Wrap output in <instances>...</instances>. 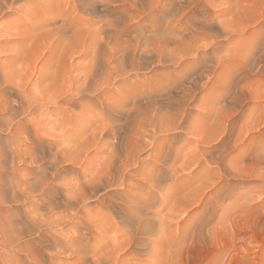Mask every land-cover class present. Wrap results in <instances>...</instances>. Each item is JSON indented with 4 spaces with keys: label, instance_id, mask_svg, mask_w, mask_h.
Listing matches in <instances>:
<instances>
[{
    "label": "rangeland",
    "instance_id": "1",
    "mask_svg": "<svg viewBox=\"0 0 264 264\" xmlns=\"http://www.w3.org/2000/svg\"><path fill=\"white\" fill-rule=\"evenodd\" d=\"M3 1L4 3H1V0H0V3H1L0 7L3 6L0 8L2 10V11L0 10V87H1L0 89V124H3V125H0V196L2 195L0 197V225H1L0 226L1 227L0 229V264H87V263L91 264L90 259L91 261H93L92 259H94V258H91V255L93 257L95 256V259L96 257H99V256H101L99 258L104 257V259H106L107 261L105 260V262H103L102 264H127V263L128 264H132V263L134 264H148V263L149 264L151 263L152 264H162L164 263V261L165 263H169V264H264V58L261 60V62H259L253 68V70L255 69L254 71L252 70L246 74L244 73V76L246 75V77L243 80L241 79V76L243 75L242 70L235 68L232 63H229V62L227 63V61H225L231 57L232 52L233 53L235 52L234 49H236L237 47L236 45L245 46V44L248 45V44H252L255 42L259 44L260 46V53L263 51L264 49V2L263 0L260 2L261 4L257 3V0H255L256 2L254 0H252L253 2L250 0L252 4L250 2L245 3V1L247 0H243V1L241 0L240 4H235L234 2H237L236 0L235 1L231 0V3H230V0H223L225 2L221 0L224 4L221 3L220 0L219 1L213 0L212 2L213 7L211 6L210 8V13H211L210 20L213 24L212 26L213 28H211L212 35L215 36L216 33L217 34L219 33L217 31L221 32V29L223 30L224 28V30L227 29V33L228 32H230V34L233 33L234 38L237 42L235 40H232V41L228 40L227 36H221L222 33H219L218 34L219 36L218 35L216 36H218L220 40L217 37L216 40L218 39L217 40L218 42L217 44L215 43L213 51L210 50L209 52H207L206 58L208 60L203 59L204 61L202 62L203 69L200 68L198 73L200 74L204 73V74L201 75V79L196 80V85L192 88L195 91L194 94L196 95V97H195V101L191 105L192 107L189 106L191 107V111L187 118L188 122L186 121L185 123L186 128H184L185 129L184 131H188V132L189 130L193 131L194 129L193 131L194 133L191 134L190 137L188 136V138H185L187 136L184 135V131L183 132L181 131V133L177 135L178 138L176 141V146L180 152L183 151L184 153L181 152L179 154L180 159H178V161L175 162V165H178V163L181 164L182 162L181 159L186 158L187 154L192 150L193 147L196 146L195 144L196 142L193 140L192 137H194L196 133L198 132L200 133V131L202 132V130L205 128V127L204 128L202 127V124L206 125V121H208V124L211 122V120L208 119L207 116L205 117V113H206L205 108L213 104V101H215L213 104V106L214 105L216 106L215 109L218 108V110L221 112L222 108H224V110L222 111H227L228 113L227 114L225 112V114H227L225 118H224V115H225L224 112L220 114L221 116H218L219 112L217 115L218 116L217 118L223 117L222 120L225 119L223 120L224 121L223 122L220 118L221 122L223 124L225 123L224 125H226V122L228 123V125H226V128H225L226 132L224 133L228 137H225V136L222 137L220 139L222 141L219 140L221 142L220 144L219 142L216 141V143L218 144L216 146L217 149L215 148V151H213L214 153L212 155V158L213 157L215 158L210 159L213 162L208 164V167H207L208 174H207V171H205L206 169H204V171H202L201 173L197 172L194 168L196 165H194V167L192 166V168L195 171L192 168H187L186 171L184 170L186 173L183 174L184 172L183 171V172H180V174L179 173L175 174L176 180L175 181L172 180L173 181L172 183L170 178L174 175H172L171 171L166 172L167 180H165L166 184L164 183L162 184L163 191H160V194L155 192L154 197L148 204L149 205L148 209L149 210L151 209L152 214L154 213L155 215L151 223L152 229L153 231H155L154 233L156 234H158L159 232L161 233L162 231L161 234L159 233L161 237L159 236V238H156L157 240H155L154 238L153 239L154 242L151 241L148 244L146 249L149 252L146 251V249L142 251L143 253L140 252V250L139 251L135 250V251L130 252L129 255H128L129 252L126 253L127 248L123 245L124 243H122V241L125 242V239L127 238L126 235H124L125 233H122L121 237L119 233H117V230H119L121 226L119 227L118 226L119 224L117 225V223L113 221V217L109 216V212L111 213L110 210H107L105 207H102V206L100 207V205L98 206L97 204V202L99 201L101 197L100 195L95 196L94 201H93L94 197H91L89 199L91 200V202L88 200L89 202L83 208V210L86 209L87 211L86 210L81 211L82 214L83 213L85 214V215L83 214L84 216H81L82 214H79L80 210L78 212L76 211V208H75V211H73L74 204H72L70 208L69 205H67V202L64 200L65 199L64 197H71L73 193L74 194L76 193L77 191L76 184H78L77 182L82 181L81 179H83V176L85 174H88V175H85L84 178L90 176L91 174L92 175L90 176V178L95 177L96 175L99 174L98 172L100 171V168L102 167L101 169L102 171L105 166V161H104L105 154L104 155L101 154L100 148L97 152L94 151L93 148L89 149L90 143L88 142L89 135H91V132L94 131V126H91V124L93 123L99 124V121H98L99 116H100L99 107H98L99 104L91 102L89 104L87 103L82 106V105H78L75 103L72 106L70 105L71 106L70 107L67 104L68 102H63V103L52 102L54 101L53 98L56 95L55 92L57 93V90L62 88L60 86H63L64 83L65 85L67 83L69 86V83H70L69 80L71 79H74L73 81L76 82L75 76L76 78L78 75H79L78 77H80L82 70L84 73L86 71L85 68L87 67L89 68V66L93 62L95 65V59L98 60L97 61L98 63L102 61V53L104 51L103 50L104 48L100 47L98 45L99 43H97V40H98L97 38L100 39L101 37L99 26H100L101 21H106V19H110V17L106 16V14L102 12L101 10L102 7L100 6H98L99 8H97L95 12L91 13L90 15V12L88 13V11H86L85 9L78 8L73 2V0L72 1L67 0L68 1L67 3L65 2L66 0L65 1L64 0H13V1L12 0H7V1L2 0V2ZM8 2L10 4L6 5V3ZM232 2H233V5H231ZM72 3L74 4L72 5ZM227 3H230V4H227ZM242 3H243V6H242ZM163 4H164L163 8L165 9H163L162 11L163 13L161 12L162 14L158 15L159 21H161L160 19L163 17L162 22L168 19L167 22L165 21L167 24L171 22L176 27L181 26L183 22L181 20H180L181 22L178 20H175L173 15L175 14L174 12L183 9L186 6L185 3H183L182 0H171V1L165 0ZM165 4L167 5L165 6ZM245 4H248V7L251 6L250 7L251 10H248L246 15H247V18L249 16L250 20L251 18L252 19L254 18L253 21L251 20L249 22V20L246 19V15L244 17L242 13L237 14L238 13L237 11L240 9L239 6H241V8H245L247 6ZM229 5L234 8L229 7ZM72 6L73 7L76 6L75 9H77V11H75V9ZM171 6L172 7L175 6V7L172 8ZM197 6L198 5H194V6L191 5L195 13V14L193 13V16H194L193 19L202 21L201 19L205 17L203 14L204 9L200 6L198 7ZM236 7L239 9H237ZM252 7H255V10ZM8 8L10 9L8 10ZM229 8L230 9L232 8V10L229 11L230 10ZM235 8H236L237 13H235L234 11ZM167 10L169 11L168 13H167ZM63 11H65L66 13L64 12L65 13L64 14ZM84 11H86L87 13ZM67 12H68V15H66ZM93 14H94V17H93ZM167 14L169 15L171 14L170 18H169V15ZM164 15L165 17L167 16V18H164ZM239 15H241L242 18L241 16L239 17ZM68 18L69 20H73L75 23L78 21L76 24L79 28L77 27L75 29L78 30L79 35H82L80 36V38L82 39L78 40L79 37L76 35L78 32L76 31L77 33L75 34V32H73L74 31L73 27L71 30L70 28L71 26L68 25L69 21H66ZM77 18L79 20H77ZM94 18L96 19L94 20ZM98 18L102 20L100 21V19L98 20ZM104 18L105 20H103ZM137 19H139V17L136 18V20ZM242 19L244 21H241ZM38 22L40 23L38 24ZM65 23H66V26H65ZM36 24L40 27L39 28L36 27ZM95 24L96 26H94ZM97 26L99 29L96 28L98 29L96 31L95 27ZM238 29H243L242 30L243 34ZM245 29H248L249 31L253 30V31H256L257 33H252L251 35L249 33V35L251 36L250 37L248 34L247 35L244 34ZM82 30H83V33H82ZM71 31L73 33H71ZM95 32H99V33L97 34ZM70 34L71 36H73L74 34V36H77V38L69 36ZM96 34L99 35V37L94 36ZM60 37H61V41L66 40L67 37L69 38V39L67 38L68 39L67 41H69L70 38H71V41L73 39H76V41L74 40L75 43L72 45L74 41L73 42L69 41L71 43H68L67 41L60 42L59 41ZM94 37H97L96 38L97 40H95ZM195 38H196V35L194 39ZM242 38H243V41H242ZM199 39L198 41L200 43ZM77 40L80 41V43L82 44L78 43ZM93 42L95 44V47H93L95 49V50L93 49L94 51L91 48ZM76 44H78V46L80 44V46L78 48L77 47L75 48ZM174 44L175 43H171V45H169V47L173 46L171 47V50H173L174 47H175L174 49H177L178 47H181L180 49H182L183 47L181 43L179 44L176 43L175 44L176 46ZM66 45L67 46L69 45V47H67ZM101 49H102V52H101ZM91 50L92 52H90ZM167 50H169V52L167 51V53H169L170 55H172V53L175 55L176 54L178 55L179 53L178 50H176L177 52L175 50L172 52L170 48ZM243 50L241 51L240 54H242L243 52L244 54L248 53L246 49H243ZM201 52L203 53V51ZM90 53H92L93 55ZM256 53L258 54V51L254 52L253 53L254 55L252 54V57H255L257 55ZM70 55H72V57H70ZM67 58L71 60L69 61ZM88 59L90 61H88ZM86 62L89 64V66ZM101 63L102 62H100V64L98 65V68H100ZM81 65H84V67H81ZM85 65H87V67H85ZM170 67L173 68L172 66ZM82 68H84L85 70ZM80 69L81 71L77 72V70L79 71ZM169 69L165 68L164 70V68L163 69L160 68V71L163 70L166 73L170 71ZM203 70L205 72H202ZM75 71L77 74L75 73ZM222 71L223 72L228 71L229 73L228 72L223 73ZM66 72L69 74H67ZM46 74L49 76L48 78L46 77L47 76ZM142 74H143L142 72L131 73L130 76L128 75L129 79L126 76V78H124V80L122 79L120 83H126L127 81L129 83H131L130 81L137 82L138 77H139V79H141L139 80L140 84H143L144 81H142L143 78L141 77L144 75ZM211 74H214V75H211ZM222 74H224V76L227 74L225 76L226 78ZM63 75L66 77L63 78L64 77ZM205 75H207V77ZM146 76H149V74H146ZM203 77L204 78L206 77V78L203 79ZM215 77H218V78H215ZM220 77H222V79H220ZM65 79L67 80V82ZM208 79H211V82H209L210 80ZM61 80L63 81L62 85H61ZM134 82L132 83L135 84ZM2 83H4L3 86L1 85ZM7 83H8V86H7ZM186 84L187 83H185L184 85L186 86ZM65 85L64 87L67 86ZM184 85H180L177 90H180L181 88H183ZM6 86L8 87V90L4 91L7 88ZM240 87H242V89ZM12 88L14 89L12 90ZM44 88H47V89L50 88V89L48 91H45L47 89L43 90ZM108 89L110 88H106L105 91H111ZM141 90H143V88H141ZM241 90L244 93H242ZM214 94L215 96L213 98ZM52 95H54V97ZM216 96H219V98H217V101L215 98ZM50 97H53V98L51 99ZM49 99H51L52 101L51 100L49 101ZM28 100H29V103L25 102ZM16 101L18 102L15 103ZM49 102H52V103H49ZM57 105L59 107V111L57 110L58 109ZM9 106L12 107L11 109H14V111H12ZM25 106L27 108L29 106L30 107L27 109L25 108ZM18 107H19V110L17 109ZM38 107L39 109H42V111L41 110L38 111L39 110L37 109ZM61 107H63L65 111H67L68 113L67 116H65L67 113L64 114L65 111L63 108L62 110ZM54 110H56V112ZM11 111L14 112L13 115ZM57 111L59 114L57 113ZM69 113H72L73 116ZM94 113L96 115L98 114L97 117ZM60 115H63V116L60 117ZM213 115L215 114L213 113ZM68 118L70 119V121ZM85 119H89V121L92 123L88 122V120H85ZM26 120L28 121L26 122ZM47 120L48 122H45ZM189 122H191V124ZM33 123L37 125L38 124H41V125L37 126V125H33ZM46 123L47 124L50 123L48 124V126L52 125L51 126L52 130L50 129V127L47 126ZM84 124H88V125H84ZM42 125L44 127H41L42 128L41 129L39 126H42ZM36 126L38 127V129ZM45 126L48 127L50 131ZM82 126L85 128H83ZM24 127H27L28 129L31 128L32 130L31 134H29L30 130L27 131V129ZM189 127H191L192 129H190ZM47 129H48V133H47L48 136H46ZM36 130H38L39 132L38 134ZM40 131H41V134H40ZM52 131L55 132V136L51 135ZM54 132L52 134H54ZM32 134L33 135L36 134V135L33 136ZM25 135H28L29 137ZM37 135H39L41 138H39L40 140L38 139V143H35L34 145L33 137L35 138ZM57 137L58 138L60 137L61 139L59 140L57 139ZM67 140L68 142L67 144H65ZM40 141L44 145V147L42 144H41L42 147L41 145H39L41 148L38 146V144H40ZM45 141H46V144H44ZM216 143H214L213 145H216ZM29 146L31 148H29ZM181 147L182 148L185 147V148L182 149ZM60 148L62 149L61 152H60ZM55 149H58V150H55ZM79 149H81V151L84 150L85 153H90L88 154V156L90 157L88 158L87 156V158L85 159L86 161L81 160L80 164L78 165L77 164L73 165L72 163H68L69 160L68 162L66 161L67 164L72 165L71 167H69V165H67L66 163H64L66 166L64 164H61V166L63 167L61 168V171L59 170L61 172L60 173L61 175H57L56 177L57 180L54 181L58 185L57 184L55 185V183H53V186H51L52 188H50L49 191L47 192V194H49L48 196H46L47 194H44L45 196H43L42 193L41 194H39V192L37 193V191L41 190V187H39L40 186L39 184L43 183L44 180L46 181V178L50 177V174L52 173V171H54V169L52 168L53 166L52 167L49 166V163L51 162V159H53L54 154H57L59 157V155L63 156V154L66 153L65 154L66 156L68 155L69 158H72L77 155V152L78 153L81 152ZM33 150H37V152L36 151L33 152ZM42 150L44 153L42 152ZM71 150L73 153L71 152ZM26 152H27V155L28 153H31L29 154L30 157L26 155ZM34 153H37L38 156L37 154H34ZM40 153L42 156L40 155ZM32 154H34V156ZM48 154L50 157L52 156L53 157L49 159ZM15 156L17 158L16 160L15 158L13 159V157ZM22 156L25 158H23ZM31 156L35 158L37 157L36 160H38L34 162L36 166H34L33 163H30L32 166V169L30 168L31 166L28 163V161L30 162V159L32 158ZM216 157L219 159L217 160ZM21 159L25 161V163H23ZM101 160L104 163H102ZM17 162H21V163L18 164ZM13 163L16 165H13ZM40 166H43V167H40ZM217 166L220 169H217ZM26 167L29 168L30 170H28ZM35 167H37V169ZM76 168L77 169L83 168L82 170L84 171L87 170V171L84 172V171H81V169L77 170ZM26 169L31 174L27 172ZM33 169H35L36 171ZM189 169H191V171H189ZM227 169L229 170L231 174L228 172ZM32 171L35 172L37 176ZM41 171L43 174H41ZM46 171L49 174H46L47 173ZM64 173L65 175H63ZM209 173L211 175L213 174L214 175L211 177ZM28 174H29V177L27 176ZM181 174H183L184 176ZM198 174H200L202 178L204 177L205 179L212 178L211 181L209 182L211 185L209 187H207V185L203 187V191H204L202 193L203 195H201L202 197L200 196L198 200L195 201L194 203L195 205L193 204V206H190V208L189 206H185L184 203L180 205V202L182 201L178 202L177 201L178 199H176L175 201V198H178V197H175L174 193L176 192V190H180V189L182 190L183 188H186V186H191V185H186V184H190V182L192 181H189V180L191 179L194 180ZM39 175L41 179H44L43 181L39 180V177H38ZM46 175L48 176L46 177ZM80 175H83V176H80ZM179 175H181L182 178L181 176L179 178ZM215 175L216 177H214ZM41 176H45V178ZM207 176L208 177L210 176L211 178L210 177L208 178ZM30 178L32 179L34 178V180L37 179L39 182L40 181L41 182L40 183L37 182L36 184L37 180L34 182V180H31ZM19 180L23 182V184L22 182H20L22 186L21 185L18 186V184H20L18 183ZM28 180L32 181L33 183L32 182L30 183ZM197 181L192 182L193 184L191 183L193 187L195 183H197L198 185L201 180L200 181L197 180ZM211 182H214L213 185ZM54 185L56 186L57 189L54 187ZM61 185L64 187H62ZM69 185L70 187L71 186L72 187L70 188ZM165 185H167L168 187ZM38 187L40 188L39 190H37ZM195 187H196V184H195ZM205 187H206V191H205ZM210 187L212 188L214 187V188L212 189ZM68 189H70L71 191ZM172 190L175 192L171 193ZM162 192H165V193H162ZM169 192H170V195L168 194ZM13 194L15 195V197H13L14 196ZM38 194L41 196H39ZM206 194H208V197ZM209 196L211 197L209 198ZM38 197L39 198L42 197L40 198L42 202ZM62 197L64 198L63 200H62ZM59 198L60 200L58 201ZM166 199H167V202L169 201L168 203L166 202ZM207 200H209V202ZM57 201L59 202L58 204L60 205L56 203ZM60 201L64 202L63 203L64 205ZM95 201H96L95 204H97L98 207H96V205L94 204ZM173 201L176 203H174ZM51 202L55 203L54 204L55 207L50 205L52 204ZM36 203H38V205H36ZM33 204L36 205L37 207L34 206ZM88 204L90 206H88ZM174 205H177V206L180 205L179 206L180 208L179 207L176 208ZM182 205L188 208H184L185 210L184 209L182 210L181 209L183 208ZM50 206L54 207V209L51 208ZM34 207L37 209H35ZM39 207H42V208L44 207L45 209L43 208L41 210ZM49 207L51 209H49ZM155 207L158 210L154 209ZM159 208L160 209L162 208V209L160 210ZM178 208L180 209L179 212H177ZM62 209H64L63 210L64 212L62 211ZM114 209L117 210L118 208L115 207ZM168 209L169 210L171 209V211L169 212ZM175 209L177 210L176 213L174 212ZM44 210L47 211L46 214L39 212V211H44ZM48 210H51V211L48 213ZM158 211L161 214L158 213ZM76 212H77V215H76ZM86 212H87V215H86ZM163 213L164 214L166 213L167 216L168 215L169 216L167 217L165 216L166 214L164 215ZM170 213L175 215V217L177 216V218L170 217L171 216ZM162 215L164 217H161ZM64 216L67 220L65 218H62ZM80 216L82 218L85 216L92 218L91 219L92 222H90L91 226L89 225H88L89 227L85 226V224L82 223L81 219L79 220V218H81ZM160 218H163L164 220ZM91 220L89 219V221ZM154 220H157L158 223L155 222ZM162 220L164 223L162 222ZM77 221L80 223H77ZM165 221L168 222V224ZM68 223L70 225L72 224L71 228ZM93 223H94V226H92ZM156 223H157V226L159 225L160 227L159 229L155 225ZM165 223L167 224V226L165 225ZM81 225H83L84 227ZM73 226H75V228H73ZM77 227H79L80 229ZM93 227L94 228L96 227V228L94 229ZM164 227L166 228L164 229ZM74 229L75 230L77 229V230L75 231ZM156 229H158L157 230L158 233L156 232ZM163 231L165 232L163 233ZM114 232H116L115 237H114ZM76 233H80V234H76ZM89 233L91 234L89 235ZM86 234L88 235V237ZM75 235H77V237ZM82 236L83 238H81ZM92 237L94 238L92 239ZM73 239L77 241H74ZM81 239H84V240H81ZM88 239H92V240H88ZM142 240L143 239H140L139 241H142ZM173 240L174 242H171ZM58 241L60 242L58 243ZM94 241H97V242H94ZM64 242H66V244ZM92 242L96 244H93ZM73 243L74 245H72ZM88 243L90 245H88ZM82 246L86 248V252L88 250L87 255L86 253L82 252V249H83ZM122 246L124 247V249L122 248ZM150 248L152 251L150 250ZM147 253L150 255H146ZM152 255H154L155 258H153L154 256L152 257ZM147 256H151V259L150 257H147ZM83 257H86V259L84 260ZM151 260L152 262L150 263ZM157 260L160 261V263ZM162 260L163 262H161ZM172 260L174 261L171 263ZM93 262H96V261H93Z\"/></svg>",
    "mask_w": 264,
    "mask_h": 264
},
{
    "label": "bare ground",
    "instance_id": "2",
    "mask_svg": "<svg viewBox=\"0 0 264 264\" xmlns=\"http://www.w3.org/2000/svg\"><path fill=\"white\" fill-rule=\"evenodd\" d=\"M5 1H7V0H5ZM164 1L165 0H73V2L75 3V5L78 8L85 9L86 11H88V13L90 12V15H91V13H94L97 8H99L98 6H100V7H102L101 8L102 12L105 13L106 16H109L110 17V19H106V21H101L102 19L98 18V20L100 19V21L102 22L101 23L99 21L100 22V26H99L100 29L98 28V26L95 27V29L96 28L99 29L101 37H100V39L97 38V37H99V35H97L99 32H95L97 34L94 35V36H97V37H94V38H95V40L98 39L97 40V43H99L98 45L100 47H103L104 48L103 49L104 51L102 53V61L99 60L102 63H101L100 68H98V65L100 64V62L98 63L97 62L98 60L95 59V65H94V62L92 63L93 65L89 62L91 64L89 66V64L87 62L90 61V60L88 59V61L86 63L88 64L89 68L87 67V65H85V67H87V68H85L86 71L83 73V70H82V73L83 74L81 73V76L80 77H78L79 75L77 76V78L75 76L76 82L73 81L74 79H71V80L68 79L69 82H70L69 83V86L66 83V85L68 86L67 87L65 85V83H64V85L66 87H64V85L63 86H60L62 88L57 90V93L58 94L55 92V94H56L55 97H54V95H52L54 98L53 97H50L51 99L53 98L54 101H52L51 99H49V101L51 100L54 103H56V102H61V103L68 102L67 104L69 106L70 105L72 106L75 103L78 104V105H82V106L85 105V104H87V103L89 104L91 102L92 103H98L99 104L98 107H99V114H100V116H99V120L97 119L99 121V124H97V123L91 124V126H94V131H92V132L90 131L91 132V135H89L88 142L90 143L89 149L90 148H93V150L97 152L99 150V148H100L101 149V154H103V155L105 154V160L102 158L105 161V166H104V168H103L102 171H101L102 167L100 168V171L98 172L99 174L96 175L95 177L90 178V176L92 174L91 175L89 174L90 175V176H88L89 178L86 177L87 178L86 179V178H84V176L85 175H88V174H85L84 176L83 175H80V176H83V179H81L82 181L80 182L78 180L80 183L79 182H77L78 184L74 183V184H76V187H77L76 193L75 194L73 193L72 196L69 194L71 197H64L65 199L62 197V200L64 199L67 202V205H69V207L72 204H74L73 211H75V208H76V211L79 212V210H80V212H81L83 210V208L85 207V205L89 201L91 202V200H89L91 197H94L93 198V201H94L95 196L100 195L101 197H100L99 201L97 202L98 206L100 205V207L101 206L102 207H105L107 210H110L111 211V213L109 211H107V212H109V216H112L113 217V221H115L117 223V225L119 224L118 225L119 227L121 226L120 229L117 230V233H119L120 237H121V234L122 233H125L124 235H126V237H127L126 239L123 238V239H125V242L122 241V243H124L123 245L127 248L126 249V253L129 252L128 255L130 254V252L135 251V250L136 251H139L140 250V252L144 251L147 248L148 244L151 241L154 242V240H153L154 238H155V240H157L156 238H159V236H160L159 235L160 232L159 233L157 232V230L160 228L159 225L157 226V223H158L157 220H154V221L157 222L155 225L158 227V229H156V232L158 234L154 233L155 231H153V229H152V224L151 223H152V220L155 217V215H154V213L152 214L151 209L150 210L148 209L149 208L148 207L149 206L148 204L152 200V198L154 197L155 192H157V193L160 194V191H163L162 190V184L163 183L166 184L165 183V180H167L166 179V175H167L166 172L171 171L172 172V175H174V176H172L170 178L171 181L172 180H174V181L176 180L175 174H177V173L180 174V172H183L184 170L186 171L187 168H192V166L194 167V165H196L194 168H195V170L197 172L201 173L202 171H204V169H206L205 171H207V174H208V170H207L208 164H210V163L213 162L210 159L215 158V157L212 158V155L214 153L213 151H215V148L218 145L216 143V141L219 142V144H220L221 143L220 141H222L220 139L222 137H224V136L225 137H228L226 134H224L226 132L225 131V128H226V125H228V123L225 121L226 122V125H224L225 123L223 124L221 122V120H222L223 117L222 118L220 117L221 120H220V118H217L218 116H221L220 115L221 113L224 112V114H225V112L227 113V111H222V110H224V108H222V107H221L222 108L221 112L218 110V108L215 109L216 106L215 105L213 106V104L215 102V101H213L214 100L213 99L212 100L213 101V104L209 103L211 105L210 106H207V108H205V112H206L205 113V117L207 116L208 119L211 120V122L208 124V121H206V125L202 124V127L203 128L205 127V128L204 129L202 128L203 130H202V132L200 131V133L198 132L199 134L195 132L196 134L192 138L196 142L195 143L196 146L194 145L195 147H193L192 150L190 151V152H192V151L193 152L192 153L189 152L190 154L188 153L187 154V157L184 156L186 158L181 159L182 160L181 164L178 163V165H175V162H177L178 159H180L179 154L181 152H183V151L180 152L179 149L176 146V141H177V138H178L177 135H179L181 133V131L183 132L185 130L184 128H186L185 123H186V121L188 122V119L187 118H188V116L190 114V111H191V107H192L191 105L195 101V97H196V95L194 94L195 91L192 88L196 85V80L201 79V75L204 74V73L203 74L198 73L199 70H200V68H202V66H203V63H202V62H204L203 59H207L206 58L207 52H209L210 50L213 51L215 43L217 44V42H218L217 40L219 39V37H218L219 36L218 35L219 33H222L221 36H227V39L228 40H231V41L232 40H235V38H234L233 33L230 34V32H228L229 33L228 34L227 33V29H225L226 30L225 31L224 28H223V30L221 29V32L220 31H217V32H219L218 34L216 32H214L218 36L212 35V32H211L212 29L211 28H213L212 27L213 24H212V22L210 20V17H211L210 16L211 15L210 8L213 5V3H212L213 0H182L183 3H185L186 6L183 9L180 8L181 10L174 12L175 14L173 15V17H174L175 20H178V21L181 20L183 22L182 25L179 26V27L178 26L177 27L174 26L173 23H171V22L167 24L166 22L168 21V19L165 20L166 22L165 21L162 22V18L163 17L160 19L161 21H159L158 15L162 14L163 13L162 12L163 9H165V8H163V5H164L163 2ZM222 1H221V3L225 2V1H223V2ZM236 1L237 2H234L235 4H240V2H241V0H236ZM261 1L262 0H259V1L257 0V3H260ZM65 2L67 3L68 1L66 0ZM233 2H232L231 5H233ZM246 2H250V0L249 1L248 0L245 1V3ZM252 2H250V3L252 4ZM263 2H264V0H263ZM1 3H4V1L2 2V0H1ZM74 3H72V5ZM230 3H231V0H230ZM230 3H227V4H230ZM7 4H10V3L8 2V3H6V5ZM166 5L167 4H165V6ZM191 5H193V6L194 5H198V6H200V7H202L204 9L203 14H204L205 17L203 16L204 18L201 19L202 21H199L197 19H195V20L193 19L194 18V16H193L194 11H193V8L191 7ZM245 5H247L246 7L244 6L245 8H241V6H239L240 7V9H239V8L236 7L239 10L237 11L238 12L237 13L236 12V8H235L234 9L235 13H237V14H241L242 13V15L245 17V15L248 12V10H251V8H250L251 6L250 5H249L250 7H248V4H245ZM242 6H243V3H242ZM1 7H3V6H1ZM65 7H66V5H65ZM75 7H73V8L75 9ZM174 7H172V8H174ZM229 7H232V6L229 5ZM62 8H64V7H62ZM177 8H179V7H177ZM232 8H234V7H232ZM232 8L231 9L229 8L230 10L229 9L228 10L231 11ZM252 8H254V10H255V7H252ZM6 9H7V7H6ZM9 9L10 8H8V10ZM168 10H169V8H168ZM168 10H167V13L169 12ZM75 11H77V9H75ZM86 11H84V12H86ZM214 11H213V13H214ZM64 12L65 11H63V13ZM252 12H250V13H252ZM63 13H62V15H63ZM171 14L170 15L167 14V15H169V18L171 16ZM215 14H216V12H215ZM66 15H68V12H67ZM240 16L241 15H239V17ZM93 17H94V14H93ZM138 17H139V19L136 20V18H138ZM105 18L103 20H105ZM164 18H167V16L165 17V15H164ZM241 18H242V16H241ZM95 19L96 18H94V20ZM246 19H248L249 22L251 20L252 21L254 20V18L253 19L251 18V20H250L249 19V16L247 18V15H246ZM77 20H79V19L77 18ZM66 21H69L68 22V25L71 26L70 27L71 30H72V27L74 28V31L73 32H75V34H76L78 32V30L75 29V28L78 27L77 24H76L78 21L75 23L73 20H69V18ZM241 21H244V20L242 19ZM39 23L40 22H38V24ZM96 24L94 26H96ZM68 25H67V27H68ZM65 26H66V23H65ZM36 27L39 28L40 26H38L36 24ZM80 28H81V26H80ZM98 29H96V31ZM218 29H220V28H218ZM238 30L241 31V33H242V30L243 29H238ZM73 32L71 31V33H73ZM82 33H83V30H82ZM249 33L251 35L252 33H257V32L256 31H253V30L252 31H249L248 29H245V33L244 34H246V35L248 34L249 35ZM76 35L79 37L78 40L79 39H82V38H80V36H82V35H79V32ZM195 35H196V38L194 39ZM64 36H65V34H64ZM69 36H71V34ZM77 36H74V34H73V36H71V37L77 38ZM160 36H162V37H160ZM217 37H218V39L216 40ZM67 38H66V40H63V41H67L69 39V38L68 39ZM198 39L200 40V43H199ZM57 40H58V38H57ZM74 40L76 41V39H73L71 41V38H70L69 41L73 42ZM59 41L60 42H63V41H61V37H60ZM69 41H67V42L68 43H71ZM75 41L72 43V45L75 43ZM242 41H243V38H242ZM78 43H80V41H78ZM171 43H175V44L176 43L177 44L181 43V45H183V47H182V49H180L181 47H178L177 49H174L175 48L174 47L173 50H171V47H173V46L169 47V45H171ZM80 44H82V43H80ZM80 44H79V46H80ZM69 45L68 46L66 45V46L69 47ZM79 46H78V44H76L75 48L76 47L78 48ZM236 46L238 47V49L236 47L237 50L234 49L235 52L234 53L232 52L231 57L228 60H225V61H227V63L228 62L229 63H232L235 68H238V69H241L242 70V74L243 75L241 76V79L243 80L246 77V75L244 76V73L246 74V73L252 71L253 68L259 62H261V60L264 58V49L260 53V46H259V44L255 43V42L252 43V44H248V45L245 44V46L244 45H241V46L240 45H236ZM93 47H95L94 42H93L92 47H91L92 50L94 49ZM168 47L170 48V50L172 52L174 50L175 51L176 50L179 51V49H180L178 55L177 54L175 55L172 52H170V53H172V55H173L172 56L169 53H167V51L169 52V50H167V49H169ZM216 47H217V45H216ZM217 49H219V48H217ZM243 49H246V51L248 53L247 54H244V52H243L242 54H244V55L240 54ZM92 50L90 52H92ZM201 51H203V53ZM243 51H245V50H243ZM256 51H258V54L256 53L257 55L255 57H252V54L254 52H256ZM101 52H102V49H101ZM213 53H215V52H213ZM90 54H92V53H90ZM70 57H72V55H70ZM89 57H91V56H89ZM67 59L69 61L71 60L69 58H67ZM90 59H92V58H90ZM170 66H172L173 68H171ZM81 67H84V65H81ZM160 68H162V69L164 68V70H165V68H167V69L171 68V69H169L170 71H168V72L165 73L163 70L160 71ZM82 69H84V68H82ZM80 71H81V69L79 71L77 70V72H80ZM134 72H136V73L142 72L143 73L142 75H144V76H142V77L140 76L141 78H143V80H142V81H144L143 84H140V81L139 80H141V79H139V77H138V81L137 82L130 81L131 83H129L127 81L126 83H120V81L122 79L124 80V78H126V76L128 78V75L130 76V74L131 73H134ZM202 72H205V71L203 70ZM224 72L226 73L228 71H224ZM72 73H73V71H72ZM75 73H76V71H75ZM75 73H74V75H75ZM219 73H221V72H219ZM67 74H69V73H67ZM146 74H149V76H146ZM211 75H214V74H211ZM222 75L224 76V74H222ZM205 76L207 77V75H205ZM46 77L48 78L49 76L47 75ZM65 77L66 76H64L63 78H65ZM144 78H145V80H144ZM205 78L203 77V79H205ZM215 78H218V77H215ZM211 79H208V80H210L209 82H211ZM220 79H222V77H220ZM130 80H131V78H130ZM62 82L63 81L61 80V85H62ZM66 82H67V80H66ZM132 82H134L135 84H133ZM5 83H6V81H5ZM185 83H187V84L189 83V84L188 85L186 84V86H185L184 85ZM1 85L3 86L4 83H2ZM180 85H184V86L180 90H177ZM7 86H8V83H7ZM106 88H110L108 90H111V91H105ZM141 88H143V90H141ZM218 88H219V86H218ZM226 88H227V86H226ZM240 88L242 89V87H240ZM240 88H239V90H240ZM0 89H1V87H0ZM13 89L14 88H12V90ZM45 89H47V88H44L43 90H45ZM49 89H47L45 91H48ZM7 90H8V87L4 91H7ZM218 91H219V89H218ZM17 92H18V90H17ZM214 92H215V90H214ZM241 92H242V90H241ZM242 93H244V92H242ZM214 96H215V94L213 95V98H214ZM20 98H21V96H20ZM215 98H216V101H217V98H219V96H216ZM196 101H197V99H196ZM200 101H202V100H200ZM17 102L18 101H16L15 103H17ZM25 102L29 103V100L28 101H25ZM52 102H49V103H52ZM216 103H218V102H216ZM26 106H25V108H27ZM59 106H61V105H59ZM189 106H191V107H189ZM54 107H52V108H54ZM11 108L12 107H10V109ZM57 108H58L57 110L59 111L58 105H57ZM62 108L63 107H61V109ZM84 108H85V106H84ZM84 108H83V110H84ZM10 109H9V111H10ZM17 109L19 110V107ZM17 109H15V110H17ZM37 109H39V107ZM74 109H75V107H74ZM11 110L14 111V109H11ZM40 110L42 111V109H39L38 111H40ZM54 111L56 112V110H54ZM58 111H57V113H58ZM64 111H65V109H64ZM64 111H62V112H64ZM218 112H219V115H218ZM51 113H53V112H51ZM65 113H67V111H65L64 114ZM213 113L215 115H213ZM13 114H14V112H12V115ZM69 114L72 115V113H69ZM227 114L224 115V118H225V116H227ZM67 115H68V113L65 116H67ZM79 115H80V113H79ZM97 115H96V117H97ZM61 116H63V115H60V117ZM85 120H88V122H90L89 119H85ZM92 120H93V118H92ZM223 120H225V119H223ZM27 121L28 120H26V122ZM69 121H70V119H69ZM45 122H48V120L45 121ZM90 123H92V122H90ZM90 123H88V124H90ZM189 123L191 124V122H189ZM48 124H50V123H48ZM48 124H47V126H48ZM88 124H84V125H88ZM0 125H3V124H0ZM33 125H37V124H34L33 123ZM38 125H41V124H38ZM51 126L49 125L48 127H50V129L52 130ZM187 126H189V125H187ZM39 127L41 128V127H44V126L42 125V126H39ZM48 127H46V128H48ZM89 127H90V125H89ZM24 128H26L27 131L30 130V133L29 134H31V132H32L31 128L30 129H28L27 127H24ZM77 128H78V126H77ZM83 128H85V127H83ZM189 128L192 129L191 127H189ZM37 129H38V127H37ZM48 129H47V132L44 131V132H46V134L48 133ZM50 129H49V131H50ZM44 130H46V129H44ZM81 131H82V129H81ZM193 131H194V129H193ZM193 131H190V130H189V132L188 131H184V135L187 136L185 138H188V136L190 137L191 134L194 133ZM36 132H37V134L39 133L38 130H36ZM53 132L54 131L51 132V135H54L55 136V132H54V134H52ZM40 134H41V131H40ZM42 134H44V133H42ZM49 134H50V132H49ZM34 135H36V134H34ZM25 136L29 137L28 135H25ZM38 136L39 135H37L35 138L33 137V139H34V141H33L34 142V145H35V143H38V139L41 138L40 136L39 137ZM41 136H43V135H41ZM46 136H48V134ZM63 138H62V140H63ZM57 139L60 140L61 138L60 137L59 138L57 137ZM46 141H45L44 144H46ZM61 142H59V143H61ZM67 142H68V140L66 141L65 144H67ZM214 143H216V145H213ZM41 144L42 143L40 141V144H38V146L41 145ZM42 145H41V147H42ZM30 146H32V145H30ZM30 146H29V148H31ZM38 146H37V148H38ZM43 147H44V145H43ZM184 148H182V149H184ZM55 150H58V149H55ZM61 150L62 149L60 148V152H61ZM79 150L81 151V149H79ZM186 150H187V148H186ZM34 151L37 152V150H33V152ZM42 152H43V150H42ZM71 152H72V150H71ZM186 153H187V151H186ZM29 154H31V153H28V155H27V152H26V155L27 156H29ZM34 154H37V153H34ZM34 154H32V155L34 156ZM65 154H63V156L59 155V157H61V158H59L57 154H54V157L52 156L53 159H51L52 157H50L49 154H48L49 159H51V162L49 163V166H51V167L53 166L52 168L54 169V171L51 170L52 173L50 174V177H47L48 175H46V177H47L46 178V181L47 180H49V181L46 182L44 179H41L40 178V175L38 176L39 177V180H41V181L44 180V182H46V183H44V182L43 183H40L41 181L39 182L37 179H36L37 180L36 181V180H34V178L33 179L30 178L31 180H34V182L36 181V184H37V182L40 183L39 184L40 185L39 187H41V190H39L40 188L38 187L37 190H39V191H37V193L38 192H39V194L42 193L43 196H45L44 194H47V192L49 191V189L52 188L51 186H53V183H55L54 181L57 180L56 179L57 175H61L60 174L61 173L60 171H61V168H63L61 166V164H64V163H66V161L68 162V160H69L68 163H72L73 165L74 164H77L78 165V164H80V161L81 160L82 161H86L85 159L87 158L88 154H90V153H85V151L82 150L79 153L77 152V155L75 157H72L71 156L72 158H69L68 155L66 156ZM40 155H41V153H40ZM99 155H100V153H99ZM37 156H38V154H37ZM178 156H179V158H178ZM89 157L90 156H88V158ZM14 158H15V160L17 159L16 156L13 157V159ZM23 158H25V157H23ZM34 158L35 157H32L30 159V162L28 161V163L29 164L30 163H33L34 164V162L38 161V160H36L37 157L35 159ZM19 159H20V157H19ZM218 159L219 158H217V160ZM220 160H221V158H220ZM21 161H23V160L21 159ZM42 161H43V159H42ZM26 162H27V160H26ZM101 162H102V160H101ZM17 163L19 164L21 162H17ZM23 163H25V161H23ZM102 163H104V162H102ZM13 165H16V164L13 163ZM67 165H69V164H67ZM30 166H31V164H30ZM30 166H28V167H30ZM34 166H36V165L34 164ZM37 166H39V165H37ZM71 166L72 165L70 164L69 167H71ZM40 167H43V166H40ZM30 168L32 169V166ZM35 168L37 169V167H35ZM27 169L30 170L29 168H27ZM27 169H26V171H27ZM79 169H81V168H79ZM79 169H77V170H79ZM82 169H81V171H84ZM217 169H220V168H218V166H217ZM33 170H35V169H33ZM37 171H39V170H37ZM85 171H87V170H85ZM185 171L183 172V174L186 173ZM189 171H191V169H189ZM27 172H29V171H27ZM72 172H74V171H72ZM76 172H78V171H76ZM171 172H170V174H171ZM228 172H229V170H228ZM33 173L36 174L35 172H33ZM33 173H32V175H33ZM41 174H43L42 171H41ZM46 174H49V173L47 172ZM183 174H181V175H183ZM13 175H15V174H13ZM63 175H65V173ZM181 175H179V178H180ZM213 175H211V177ZM23 176H24V174H23ZM27 176L29 177V174ZM36 176H37V174H36ZM218 176H220V175H218ZM20 177H22V176H20ZM41 177L45 178V176H41ZM214 177H216V175ZM181 178H182V176H181ZM201 178H202V176L200 174H198L195 177L194 180H192V179L189 180V181H192V182L197 181V180H199V181L201 180L198 185H197L198 181H197V183H195L196 184V187H195V184H194V187H193L192 186L193 183L190 182V184H186V185H191V186H186V188H183L182 190L181 189L180 190H176V192L172 190L171 193H174L175 192L174 193V196L175 197H178V198H175V201H176V199H178L177 200L178 202L179 201H182V202H180V205L182 203H184L185 206H189V208H190V206H193V204L195 203V201L198 200V198L201 195H203L202 194L204 192L203 191V187L206 186V185H207V187H209L211 185L209 182L211 181L212 178L211 179H205L204 177H203L204 179L203 178L201 179ZM28 181L30 183L32 182L30 180H28ZM20 182H22V181L19 180L18 183H20ZM30 183H29V185H30ZM172 183H173V181H172ZM211 183L213 185L214 182H211ZM22 184H23V182H22ZM56 184L57 183H55V185ZM170 184H171V182H170ZM11 185H13V184H11ZM19 185H21V183L18 184V186ZM33 185H35V184H33ZM55 185H54V187L56 188ZM70 185H69V187H70ZM214 185H216V184H214ZM64 186H62V187H64ZM165 186H167V185H165ZM210 188H212V187H210ZM35 189H36V187H35ZM29 190H30V188H29ZM68 190H70V189H68ZM33 191H31V192H33ZM52 191H54V190H52ZM205 191H206V187H205ZM207 191H208V189H207ZM162 193H165V192H162ZM168 194L170 195V192ZM209 194H210V192H209ZM48 195L49 194H47L46 196H48ZM206 195L208 197V194H206ZM206 195H205V197H206ZM39 196H41V195H39ZM3 197H4V195H3ZM13 197H15V195ZM164 197H166V196H164ZM210 197L211 196H209V198ZM40 198H42V197H40ZM60 198L58 199V201L60 200ZM209 198H207V199H209ZM52 199H54V198H52ZM32 200H34V199H32ZM213 200H215V199H213ZM50 201H51V199H50ZM58 201L56 202L57 204L59 203ZM207 201L209 202V200H207ZM41 202H42V200H41ZM43 202H45V201H43ZM60 202H62V201H60ZM166 202H167V199H166ZM170 202H171V200H170ZM178 202H177V204H178ZM51 203L53 205L52 204H50V205L51 206H54L55 203L54 202H51ZM63 203L64 202H62V204ZM95 203H96V201L94 202V204ZM158 203H160V202H158ZM174 203H176V202H174ZM97 204H95L96 207H98ZM151 204H152V202H151ZM36 205H38V203H36ZM36 205H34V206H36ZM58 205H60V204H58ZM180 205H178V206L177 205H174V206L177 208ZM75 206H77V207H75ZM88 206H90V205L88 204ZM45 207H47V206H45ZM50 207H49V209H51V208L54 209L55 206L54 207H51V208ZM115 207H117L118 209L117 210L114 209ZM39 208L42 210L44 207L43 208L42 207H39ZM77 208H78V210H77ZM179 208L177 209L178 211L175 209L174 212L175 213H176V211L179 212L180 211ZM184 208H188V207H184L183 206V208H181V209L183 210ZM35 209H37V208H35ZM112 209H114V210H112ZM154 209H156V207ZM63 210L64 209H62V211ZM85 210H83V211H85ZM156 210H158V209H156ZM186 210H188V209H186ZM44 211H39V212L46 214L47 211H45V212ZM50 211L51 210H48V213ZM170 211H171V209L169 210V212ZM80 212H79V214H82V212L81 213ZM158 213H160V212L158 211ZM171 213H173V212H171ZM171 213H170V215H171L170 217H175V215H173ZM83 214L81 216H84L85 215V214L84 215ZM68 215H70V214H68ZM76 215H77V212H76ZM86 215H87V212H86ZM165 216H167V214ZM161 217H164V216L162 215ZM62 218H65V216L62 217ZM175 218H177V216ZM13 219H15V218H13ZM80 219H81L82 223L85 224V226H87V227L91 226V223L90 222H92V220H91L92 218H89V217H86L85 216L83 218L82 217L79 218V220ZM89 219L91 221H89ZM160 219H163V218H160ZM163 220H162V222H163ZM72 222H73V220H72ZM74 222H75V220H74ZM77 223H80V222L77 221ZM166 223L168 224V222H166ZM166 223H165V225L167 226ZM6 225H8V224H6ZM112 225H113V223H112ZM71 226H72V224L70 225V228H71ZM81 226H83V225H81ZM81 226H79V227H81ZM92 226H94V223H93ZM79 227H77V228H79ZM83 227H81V228H83ZM157 227H155V228H157ZM168 227H169V225H168ZM73 228H75V226H73ZM165 228L166 227H164V229ZM0 229H1V227H0ZM10 231H12V230H10ZM85 232H87V231H85ZM164 232L165 231H163V233ZM80 233H76V234H80ZM161 233H162V231H161ZM90 234L91 233H89V235ZM75 236L77 237V235H75ZM92 236H94V235H92ZM115 236H116V232H114V237ZM87 237H88V235H87ZM81 238H83V236ZM93 238L94 237H92V239ZM92 239H88V240H92ZM140 239H143V240L142 241H139ZM81 240H84V239H81ZM88 240H87V242H88ZM71 241H72V239H71ZM74 241H77V240H74ZM59 242L60 241H58V243ZM94 242H97V241H94ZM171 242H174V240L171 241ZM64 243L66 244V242H64ZM74 243L72 245H74ZM82 244H83V242H82ZM93 244H96V243H93ZM151 244H153V243H151ZM170 244H172V243H170ZM170 244H168V245H170ZM88 245H90V244L88 243ZM82 248H83L82 249V252L83 253H86V255H87L88 250L86 252V248H84L83 246H82ZM87 248H88V246H87ZM122 248L124 249L123 246H122ZM152 249H153V247H152ZM150 250H151V248H150ZM146 251H148V250L146 249ZM144 253H146V252H144ZM133 254H135V253H133ZM146 255H150V254L147 253ZM154 255H152V257ZM141 256H142V254H141ZM99 257H101V256H99ZM99 257H96V259H95V256L93 257L91 255V258H94L92 260L93 261H96V262H93L90 259L91 264H95V263L96 264H102L103 262H105L106 259H104L103 256H102L103 258H99ZM147 257H150V259H151V256H147ZM89 258H90V256H89ZM153 258H155V256ZM169 258H170V256H169ZM83 259L85 260L86 257H83ZM152 260L150 261V263L152 262ZM173 261L174 260H172L171 263ZM158 262L160 263V261H158ZM161 262H163V260ZM132 264H134V263H132ZM162 264H169V263H165V261H164V263H162Z\"/></svg>",
    "mask_w": 264,
    "mask_h": 264
}]
</instances>
